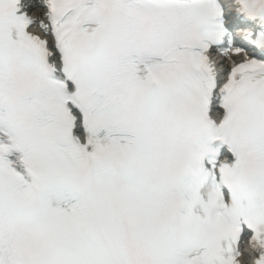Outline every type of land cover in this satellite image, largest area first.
<instances>
[{
    "label": "snow or ice",
    "instance_id": "6c2138e0",
    "mask_svg": "<svg viewBox=\"0 0 264 264\" xmlns=\"http://www.w3.org/2000/svg\"><path fill=\"white\" fill-rule=\"evenodd\" d=\"M0 264H264V0H0Z\"/></svg>",
    "mask_w": 264,
    "mask_h": 264
}]
</instances>
